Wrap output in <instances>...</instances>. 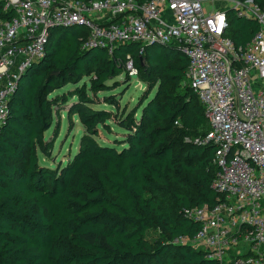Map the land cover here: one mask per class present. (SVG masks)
Masks as SVG:
<instances>
[{
	"label": "trees",
	"instance_id": "obj_1",
	"mask_svg": "<svg viewBox=\"0 0 264 264\" xmlns=\"http://www.w3.org/2000/svg\"><path fill=\"white\" fill-rule=\"evenodd\" d=\"M225 13L223 35L245 46L259 22ZM13 14L0 0V21ZM87 34L80 24L49 28L44 55L21 72L8 98L0 125V264H212L172 242L198 229L184 208L219 198L215 147L192 142L206 118L183 85L186 54L160 42L86 47ZM129 64L145 85L132 107L120 105ZM67 84L73 88L53 95ZM101 104L113 109L95 107ZM59 108L69 129L77 117L84 135L65 164L49 166L39 154L52 156L54 137L45 131ZM109 122L121 130L113 144L96 139L101 129L112 132ZM152 228L157 237L148 239Z\"/></svg>",
	"mask_w": 264,
	"mask_h": 264
},
{
	"label": "built area",
	"instance_id": "obj_2",
	"mask_svg": "<svg viewBox=\"0 0 264 264\" xmlns=\"http://www.w3.org/2000/svg\"><path fill=\"white\" fill-rule=\"evenodd\" d=\"M2 1L14 14L0 21V125L19 75L44 55L54 25H83L86 47L111 50L136 41L173 43L184 51L183 85L198 96L206 118L192 142L215 147L212 187L219 198L210 207L184 208L198 229L172 242L202 251L212 264H264V7L254 0ZM205 2L212 3L209 11ZM226 8L260 24L243 47L223 35ZM95 13L118 19L102 23Z\"/></svg>",
	"mask_w": 264,
	"mask_h": 264
},
{
	"label": "rangeland",
	"instance_id": "obj_3",
	"mask_svg": "<svg viewBox=\"0 0 264 264\" xmlns=\"http://www.w3.org/2000/svg\"><path fill=\"white\" fill-rule=\"evenodd\" d=\"M211 2H205L204 6L209 11L211 9ZM216 4V2H215ZM73 88L72 84H67L66 86L57 89L53 92V95L59 94L62 91ZM145 85L136 77L132 76L129 83L122 87L124 89L123 95H121L120 105H124L125 103H129V107H132L136 102L140 94L143 92ZM119 89V88H118ZM117 91V90H116ZM95 107H105L107 109H113L112 106L107 104L96 105ZM73 119V127L71 129L68 128V119L65 114V110L59 108V110L53 115L51 125L45 131V137H54L53 133L55 128H59L58 136L54 140V147L51 152V158H47L44 155L39 154V158L41 163L54 166L57 162H65L71 157L77 150L78 142L84 135V128L79 123L76 116H72ZM110 123L111 133L107 132L104 129H101L99 136L96 138L99 142H104L108 144H113L114 139L121 138L119 130L112 122ZM117 148L118 146L115 145ZM158 230L157 229H149L147 231L148 239H153L157 237Z\"/></svg>",
	"mask_w": 264,
	"mask_h": 264
},
{
	"label": "crops",
	"instance_id": "obj_4",
	"mask_svg": "<svg viewBox=\"0 0 264 264\" xmlns=\"http://www.w3.org/2000/svg\"><path fill=\"white\" fill-rule=\"evenodd\" d=\"M214 4H215V3H214ZM219 4H220V2L217 1V2H216V5H219ZM164 15L167 16V15H168V12L166 11V12L164 13ZM92 16H93L94 19H96L97 21L102 22V23H105V22H107L108 20L113 19V18H110L108 14H99V13H95V14L92 15Z\"/></svg>",
	"mask_w": 264,
	"mask_h": 264
},
{
	"label": "water",
	"instance_id": "obj_5",
	"mask_svg": "<svg viewBox=\"0 0 264 264\" xmlns=\"http://www.w3.org/2000/svg\"><path fill=\"white\" fill-rule=\"evenodd\" d=\"M233 9V8H232ZM223 29H224V26H223Z\"/></svg>",
	"mask_w": 264,
	"mask_h": 264
}]
</instances>
